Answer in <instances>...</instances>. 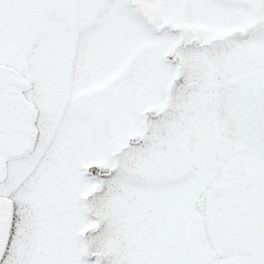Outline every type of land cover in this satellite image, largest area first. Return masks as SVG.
<instances>
[{
    "label": "snow or ice",
    "instance_id": "1",
    "mask_svg": "<svg viewBox=\"0 0 264 264\" xmlns=\"http://www.w3.org/2000/svg\"><path fill=\"white\" fill-rule=\"evenodd\" d=\"M0 264H264V0H0Z\"/></svg>",
    "mask_w": 264,
    "mask_h": 264
}]
</instances>
